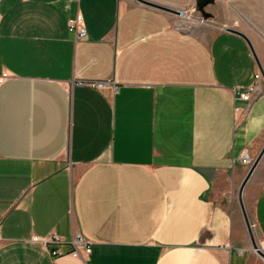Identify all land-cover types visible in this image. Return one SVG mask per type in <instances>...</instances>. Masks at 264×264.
<instances>
[{
  "label": "crops",
  "instance_id": "obj_1",
  "mask_svg": "<svg viewBox=\"0 0 264 264\" xmlns=\"http://www.w3.org/2000/svg\"><path fill=\"white\" fill-rule=\"evenodd\" d=\"M178 16L138 0H0V264H264L234 204L264 146L263 71L242 36ZM252 208L264 240V177ZM54 233L51 248L82 233L91 252L33 240Z\"/></svg>",
  "mask_w": 264,
  "mask_h": 264
},
{
  "label": "rangeland",
  "instance_id": "obj_2",
  "mask_svg": "<svg viewBox=\"0 0 264 264\" xmlns=\"http://www.w3.org/2000/svg\"><path fill=\"white\" fill-rule=\"evenodd\" d=\"M185 11L186 16H178L176 24L187 30L212 37L215 33L230 27L247 34L258 47L260 62L264 67V0H216L214 4L205 7L196 6V0H193L188 1ZM250 166L246 168V171ZM263 175L264 173L258 167L243 195L250 230L238 199V192L234 203L237 215L248 235L247 247L256 255L259 253L255 250L252 239L262 250H264V240L259 235L254 221L252 201L260 189Z\"/></svg>",
  "mask_w": 264,
  "mask_h": 264
},
{
  "label": "built area",
  "instance_id": "obj_3",
  "mask_svg": "<svg viewBox=\"0 0 264 264\" xmlns=\"http://www.w3.org/2000/svg\"><path fill=\"white\" fill-rule=\"evenodd\" d=\"M70 30L74 33L76 40L83 39L87 36L86 27L83 23L82 17L79 14L70 20ZM7 75H8L7 73L1 72L0 73V81H2ZM262 77H263V74H262L261 70L259 69L255 73V79L259 80ZM107 83L108 82L105 80H103V81L78 80L77 81V84H79V85H89V86H94V87H103ZM256 91H257V86L252 85V86L246 88L245 90L241 91L240 96L244 100L251 101L253 92H256ZM251 160L252 159H251L248 152H245L241 157V161L244 164H250ZM0 239H1V233H0ZM33 240L36 243H40V244L44 245V247H46L50 251V253L54 256H61V255L67 254V253L80 256L81 255V249H84V251L86 253L91 252V240L89 238H87L82 233H76L73 235L72 244H73L74 248L70 252H67V253L60 250V249L50 247V244L60 243L63 241V237L60 235H57L55 233L48 236V237H42V236L36 235L33 237Z\"/></svg>",
  "mask_w": 264,
  "mask_h": 264
},
{
  "label": "water",
  "instance_id": "obj_4",
  "mask_svg": "<svg viewBox=\"0 0 264 264\" xmlns=\"http://www.w3.org/2000/svg\"><path fill=\"white\" fill-rule=\"evenodd\" d=\"M138 1H141V2H143L145 4L153 6V7H157V8H160V9H164V10H167V11L174 12L175 14H178L180 16H185V11H183V10L168 8V7H165V6H161V5H158V4H154V3L148 2L146 0H138ZM226 30L229 31V32L238 34V35L242 36L243 38H245L248 41V43H249V45L251 47V50L253 52V55H254L258 65H259L260 69L263 71V74H264V69L262 67V64H261V62H260V60H259V58L257 56V53H256V51H255L250 39L248 38V36L244 32H242L240 30H237V29H234V28L227 27ZM263 154H264V146H263L262 150L260 151V153L258 154V156L256 157V159L254 160V162L251 165V167L249 168V170H248V172H247V174H246V176H245V178H244V180H243V182H242V184H241V186L239 188V201H240V204H241V207H242V210H243V213H244V216H245V219H246V223H247V226H248L249 230H250V223H249V220H248V217H247V214H246V210H245V207H244V204H243V193H244V189H245L250 177L252 176V174L256 170V168H257V166H258ZM252 241H253V246H254L255 250L260 254V256H262V258H264V250H262L257 245V243H256V241L254 239H252Z\"/></svg>",
  "mask_w": 264,
  "mask_h": 264
}]
</instances>
